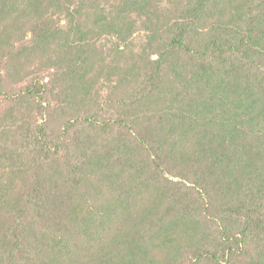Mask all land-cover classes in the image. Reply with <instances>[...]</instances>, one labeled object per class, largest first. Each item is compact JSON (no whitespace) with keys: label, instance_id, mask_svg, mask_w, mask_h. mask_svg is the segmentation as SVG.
<instances>
[{"label":"trees","instance_id":"obj_1","mask_svg":"<svg viewBox=\"0 0 264 264\" xmlns=\"http://www.w3.org/2000/svg\"><path fill=\"white\" fill-rule=\"evenodd\" d=\"M153 3L0 0V264H264V0Z\"/></svg>","mask_w":264,"mask_h":264},{"label":"rangeland","instance_id":"obj_2","mask_svg":"<svg viewBox=\"0 0 264 264\" xmlns=\"http://www.w3.org/2000/svg\"><path fill=\"white\" fill-rule=\"evenodd\" d=\"M153 6H157V7H166V5L169 7V3L172 5L171 3V0H153ZM109 4H115V0H109ZM144 36V34L141 32H138L136 35H135V38H134V43L136 44H139L140 41H142L141 39H143L142 37ZM155 58V57H154ZM48 74V72L45 73L44 76H46Z\"/></svg>","mask_w":264,"mask_h":264}]
</instances>
